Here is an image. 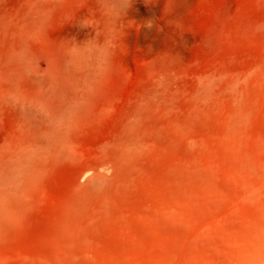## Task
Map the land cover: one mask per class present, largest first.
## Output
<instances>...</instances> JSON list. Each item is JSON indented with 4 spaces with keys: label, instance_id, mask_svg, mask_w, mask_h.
Instances as JSON below:
<instances>
[{
    "label": "rangeland",
    "instance_id": "rangeland-1",
    "mask_svg": "<svg viewBox=\"0 0 264 264\" xmlns=\"http://www.w3.org/2000/svg\"><path fill=\"white\" fill-rule=\"evenodd\" d=\"M262 262L264 0H0V264Z\"/></svg>",
    "mask_w": 264,
    "mask_h": 264
},
{
    "label": "bare ground",
    "instance_id": "bare-ground-1",
    "mask_svg": "<svg viewBox=\"0 0 264 264\" xmlns=\"http://www.w3.org/2000/svg\"><path fill=\"white\" fill-rule=\"evenodd\" d=\"M256 261H258V258L256 257V259H255ZM260 260V259H259ZM258 262H260V261H258ZM261 263V262H260ZM263 263V262H262ZM264 264V263H263Z\"/></svg>",
    "mask_w": 264,
    "mask_h": 264
}]
</instances>
